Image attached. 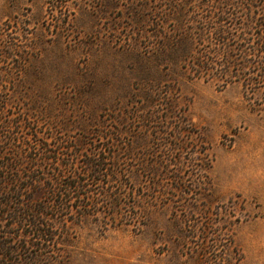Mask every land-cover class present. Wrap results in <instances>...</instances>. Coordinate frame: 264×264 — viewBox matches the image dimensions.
<instances>
[{"label": "rangeland", "instance_id": "rangeland-1", "mask_svg": "<svg viewBox=\"0 0 264 264\" xmlns=\"http://www.w3.org/2000/svg\"><path fill=\"white\" fill-rule=\"evenodd\" d=\"M221 17L258 79L264 0H0V140L15 138L5 152L36 132L51 150L82 144L112 172L88 182L99 214L5 264H264V85L195 77L188 64L218 49ZM86 156L71 162L82 170ZM9 190L11 209L26 202ZM104 190L121 199L109 216ZM9 220L0 237L29 231Z\"/></svg>", "mask_w": 264, "mask_h": 264}, {"label": "trees", "instance_id": "trees-1", "mask_svg": "<svg viewBox=\"0 0 264 264\" xmlns=\"http://www.w3.org/2000/svg\"><path fill=\"white\" fill-rule=\"evenodd\" d=\"M178 17L182 22L185 16L179 14ZM224 21V18L221 17L218 25L213 28L212 32L210 30L213 41L219 45L217 50L216 48L204 50L196 58L192 57L193 54H188V57H192L191 60H188L190 72L195 77H206L208 75L220 79L224 78V84L228 83L230 79L239 81L241 79L239 76H245L243 78L245 87L260 86L261 83L264 85V74L257 72L254 67L251 73L256 71L254 74L257 75L258 79L256 77L246 78L245 70L249 72L252 69L249 65L250 60L245 58L250 54L246 49L229 48L227 44L229 38L227 39L226 36L231 33L222 23ZM233 26L236 27V24ZM188 36L191 38L190 34ZM212 53L213 56H220L221 62H216L208 56ZM237 53L240 54L239 59L235 57ZM4 103L0 101V104L4 105ZM3 110H1V113H3ZM2 128L3 126H0L1 131H3ZM2 136L3 138L0 140V197H5L8 194L10 186L18 187V189H23L28 193L25 196L20 193L18 197L22 196L26 202L24 203L23 200L18 199V202L15 203L17 209L10 208L11 204L14 203L10 198L6 200L0 198V219L7 217L10 219L9 227L17 226V228L21 227L22 230H29L28 232H22L21 235L9 236V238L0 237V264H5L8 256L19 250L27 252L29 247H34L37 253L44 251V244L40 242H52L55 237L52 230L66 227V221L74 224L72 217L77 219L99 214L98 201L92 204L93 200L90 199L88 186L89 183H93L98 189L100 183L104 180L111 183L110 178L112 176L110 173L112 172L105 168L106 158L97 156L98 153L95 154L96 152H94L93 158L89 155L86 156V153L81 149L82 144H78L80 145L78 148L74 146L67 148L66 146L64 148L66 149L65 152L61 148L51 150L46 142H40L36 132H34L26 137L18 138L17 142L22 146L23 152L16 151L7 155L4 145L14 141L15 138H12L13 134L12 136L4 134ZM41 145L43 146L42 154L37 151ZM81 156H86L87 159L82 164L83 169L78 170L77 166L72 164L71 159H79ZM42 164L52 166L45 169ZM21 182L23 184H20ZM40 184L47 187L45 188L46 192L37 190L36 185ZM95 195L97 196L98 193ZM98 196L105 198L108 216L110 210L115 213L119 204H121L120 196L116 192L110 193L104 190L99 192ZM42 198L45 199L40 200ZM21 236L24 237V246L14 247L13 243H16V241H13V239ZM33 239L37 241L35 245L28 243ZM38 243H40V246Z\"/></svg>", "mask_w": 264, "mask_h": 264}]
</instances>
